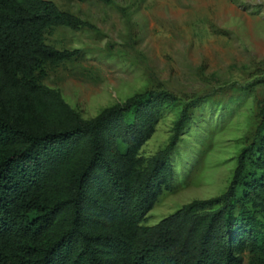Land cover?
<instances>
[{
	"label": "trees",
	"instance_id": "trees-1",
	"mask_svg": "<svg viewBox=\"0 0 264 264\" xmlns=\"http://www.w3.org/2000/svg\"><path fill=\"white\" fill-rule=\"evenodd\" d=\"M87 25L50 0H0V264H264V108L222 195L145 226L201 100L148 91L83 118L45 81L80 55L47 36ZM171 112L168 144L144 158Z\"/></svg>",
	"mask_w": 264,
	"mask_h": 264
},
{
	"label": "rangeland",
	"instance_id": "rangeland-1",
	"mask_svg": "<svg viewBox=\"0 0 264 264\" xmlns=\"http://www.w3.org/2000/svg\"><path fill=\"white\" fill-rule=\"evenodd\" d=\"M50 1L88 23L47 36L60 50L80 51L77 59L49 68L45 84L83 118L148 91L201 100L172 156V189L144 225L222 195L263 122L264 0ZM176 119V112L161 118L144 158L168 144ZM254 260L246 254L244 264Z\"/></svg>",
	"mask_w": 264,
	"mask_h": 264
}]
</instances>
